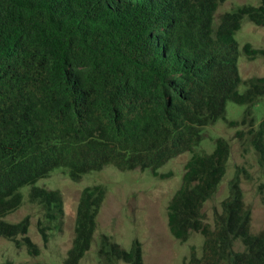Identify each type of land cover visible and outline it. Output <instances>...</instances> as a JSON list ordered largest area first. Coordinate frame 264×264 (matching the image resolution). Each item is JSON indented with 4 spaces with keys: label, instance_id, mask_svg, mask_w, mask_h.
Listing matches in <instances>:
<instances>
[{
    "label": "trees",
    "instance_id": "1",
    "mask_svg": "<svg viewBox=\"0 0 264 264\" xmlns=\"http://www.w3.org/2000/svg\"><path fill=\"white\" fill-rule=\"evenodd\" d=\"M223 1L0 0V237L40 252L28 216L5 220L22 205L24 186L41 208L43 242L62 229L61 192L36 184L57 169L74 182L106 167L165 179L172 171L159 169L189 152L167 227L181 242L199 234L202 246L198 254L191 244L181 264H264V227L251 232L239 168L212 222L202 217L231 151L224 137L197 151L206 126L222 119L234 127L264 178V116L256 125L252 110L264 76L243 79L237 65L240 54L254 60L264 48L247 42L240 50L235 39L243 18L264 27V0L216 16ZM228 101L246 106L238 120L226 118ZM105 193L102 183L82 188L63 264H79L90 249ZM96 253L98 264H144L137 239L126 249L101 234Z\"/></svg>",
    "mask_w": 264,
    "mask_h": 264
},
{
    "label": "rangeland",
    "instance_id": "2",
    "mask_svg": "<svg viewBox=\"0 0 264 264\" xmlns=\"http://www.w3.org/2000/svg\"><path fill=\"white\" fill-rule=\"evenodd\" d=\"M258 3L259 0H224L218 5L216 16L239 5ZM235 39L240 50L247 42L254 47L264 48V27L256 26L243 18L240 29L235 33ZM237 65L243 79L264 76V56L249 60L242 53L238 57ZM244 88V84H241L239 91H244ZM245 107L244 104L228 101L226 118L238 120ZM252 110L257 125L264 116V97L253 105ZM234 130V127L227 126L222 119L203 130L204 137L197 151L210 152L213 140L217 137L228 139L231 151L224 176L216 191L202 207V217L212 222L215 210H220L221 200L228 194L229 181L239 168L240 187L244 193V200L251 209V232L256 233L264 227V203L261 199V195L264 196V189L262 194L258 190V185L264 178L253 148L246 145L243 149L233 137ZM189 156V152L181 153L162 166L159 171H172V175L165 179L152 177L149 170L120 171L106 167L85 174L79 182L72 181L60 169L52 172L49 177L38 180L37 185L58 189L64 201L62 229L50 232L47 243L43 242L37 229V219L42 214L41 208L27 200L29 186L22 187L21 192L24 196L22 205L7 215L5 220L16 222L28 216L30 223L28 233L40 252L38 255H31L24 249L16 250L11 241L0 237V264H63V259L72 244L80 192L83 187L94 183H102L106 193L97 216L90 249L79 264H98L96 252L101 234L111 235L126 249L132 240L137 239L141 243L144 264H181L183 257L189 254L191 244L200 254L202 237L199 234L192 233L186 242H181L170 234L167 227V203L181 182L184 164ZM243 169L248 178L244 177L241 171Z\"/></svg>",
    "mask_w": 264,
    "mask_h": 264
}]
</instances>
